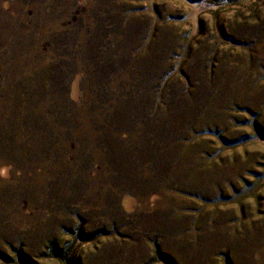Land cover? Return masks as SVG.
I'll return each mask as SVG.
<instances>
[{"label":"rangeland","instance_id":"1","mask_svg":"<svg viewBox=\"0 0 264 264\" xmlns=\"http://www.w3.org/2000/svg\"><path fill=\"white\" fill-rule=\"evenodd\" d=\"M0 264H264V0H0Z\"/></svg>","mask_w":264,"mask_h":264}]
</instances>
